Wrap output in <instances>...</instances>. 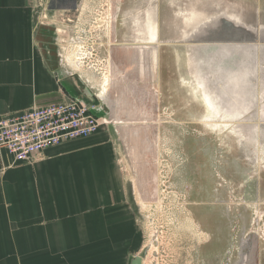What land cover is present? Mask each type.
<instances>
[{"label":"rangeland","instance_id":"374dc122","mask_svg":"<svg viewBox=\"0 0 264 264\" xmlns=\"http://www.w3.org/2000/svg\"><path fill=\"white\" fill-rule=\"evenodd\" d=\"M73 2L78 10L64 5ZM47 6V39L65 52V75L78 71L86 81L88 70L98 95L108 88L102 100L108 114H97L116 131L132 221L130 239L114 247L116 258L252 264L257 239L256 264H264V36L256 46L185 42L216 16L215 32L206 38L231 35L237 28L224 14L247 28H264V0H50ZM154 9L159 45L140 39ZM137 41L154 54L151 73L148 64L134 69L123 58V44ZM69 79L54 100L78 95ZM204 83L217 103L212 111L203 103ZM117 97L122 107L107 108ZM124 112L122 124L113 114ZM92 255L101 262L98 249Z\"/></svg>","mask_w":264,"mask_h":264},{"label":"crops","instance_id":"0c3cea01","mask_svg":"<svg viewBox=\"0 0 264 264\" xmlns=\"http://www.w3.org/2000/svg\"><path fill=\"white\" fill-rule=\"evenodd\" d=\"M38 1L0 0V115L57 102L67 75L88 85L96 99L94 74L83 71L86 81L70 71L65 75V52L47 39L49 10ZM122 47L134 69L156 65L152 51L138 41ZM102 100L98 113L105 116ZM121 107L117 99L107 108ZM123 114L113 116L121 120ZM102 118L97 134L47 148L32 162L16 164L0 151V264H129L139 255H128L125 263L116 258V243L132 236L130 193L116 131ZM95 249L101 262L93 259Z\"/></svg>","mask_w":264,"mask_h":264},{"label":"built area","instance_id":"2783aa9c","mask_svg":"<svg viewBox=\"0 0 264 264\" xmlns=\"http://www.w3.org/2000/svg\"><path fill=\"white\" fill-rule=\"evenodd\" d=\"M84 43L83 39L79 48ZM71 73L79 75L78 71ZM96 99H101L98 93ZM98 106L75 96L0 115V150L7 151L14 163L22 164L34 161L47 148L95 135L103 119L97 114Z\"/></svg>","mask_w":264,"mask_h":264},{"label":"bare ground","instance_id":"6f19581e","mask_svg":"<svg viewBox=\"0 0 264 264\" xmlns=\"http://www.w3.org/2000/svg\"><path fill=\"white\" fill-rule=\"evenodd\" d=\"M82 6V5H81ZM152 6V5H151ZM229 16V15H228ZM219 16H216V17H213V18H211L210 20H208V21H206V22H204V23H201V24H199L198 26H200V31H199V33L197 34V36H196V38L197 39H199L198 41H201V40H203V41H206V36H208V35H210V34H213V32H215V26H216V21H217V19L216 18H218ZM222 18H225V19H229V18H231V16H229V18H226V15L224 14L223 16H222ZM149 20V22L147 23V21ZM159 13L157 12V9H154V10H150L149 12H147V17H146V23H145V25H144V30H143V32L141 33V37H140V39H141V41H143V42H145V43H156V44H154V45H159L160 43H161V40H160V42H159V37H158V34H159ZM146 24H147V26H146ZM224 24V23H223ZM237 24H239V25H242L241 23H237ZM217 25H218V23H217ZM198 26H196V27H198ZM228 26V25H227ZM222 27H223V25H222ZM222 27H221V25L220 26H217L216 27V31L218 32L220 29H222ZM247 28V27H246ZM195 29V28H194ZM193 29V30H194ZM248 29H250V30H253V31H258V33L260 34V41H259V44H263V42H262V39H263V36H264V28H261L260 27V29H254V28H251V27H249ZM224 30V29H223ZM230 31V30H229ZM220 32V31H219ZM192 34V35H191ZM191 34H189V35H187V37L185 38V40H187L188 38H190V39H193L194 37H195V35H193V32L191 33ZM196 34V33H195ZM215 34V33H214ZM219 34H221V33H219ZM184 40V41H185ZM80 41H82V40H80ZM158 42V43H157ZM185 42H187V41H185ZM195 42V41H194ZM79 44V43H78ZM81 44V43H80ZM152 44H150V45H152ZM205 45V44H207V43H201V45ZM208 44H210V45H220L219 43H208ZM222 44H224V43H222ZM240 45V44H239ZM244 45V44H243ZM246 45V44H245ZM250 45H252L253 46V44H250ZM213 46V47H214ZM255 46H256V44H255ZM211 47V46H210ZM238 47V46H237ZM245 47V46H244ZM253 49V48H252ZM254 49H256V48H254ZM237 51H238V49H237ZM224 52V51H223ZM227 52V51H226ZM223 55V54H222ZM229 55V54H228ZM220 57V56H219ZM223 58V57H222ZM222 66V65H221ZM219 69V68H218ZM224 70V69H223ZM221 72H222V70H221ZM76 75V74H75ZM224 75H226V74H224ZM213 76V75H212ZM219 76V75H218ZM78 78V77H77ZM82 78V77H81ZM84 80V79H83ZM217 80H220V79H217ZM203 81H205V80H203ZM208 82V81H207ZM217 82H219V81H217ZM115 83V82H114ZM199 85V84H198ZM215 85V84H214ZM217 85V84H216ZM215 85V86H216ZM200 86V85H199ZM204 89L202 90L203 91V93H202V95H203V103L205 104V106L209 109V110H213L214 108H216V104H215V98L213 99L212 98V96L210 95V93L206 90V87H205V83H204V87H203ZM229 88V87H228ZM217 89H220V88H217ZM214 92V91H213ZM218 92V91H217ZM216 92V93H217ZM212 93V92H211ZM219 93V92H218ZM223 93V92H222ZM108 93H107V89H103L102 91H101V93H100V95H98L100 98H102V99H104V98H106V95H107ZM123 95V94H122ZM201 95V96H202ZM214 95V94H213ZM216 95H218V94H216ZM221 95V94H220ZM229 95V94H228ZM120 96V95H119ZM225 96V95H224ZM123 96H121V99H123L122 98ZM118 98H120V97H117V99ZM223 98V97H222ZM119 100V99H118ZM216 100H217V98H216ZM221 100V99H220ZM122 101V100H121ZM224 101V100H223ZM227 101V100H226ZM119 102H120V100H119ZM225 102V101H224ZM122 103V102H121ZM222 107V106H221ZM217 108H218V106H217ZM220 108V107H219ZM216 110V109H215ZM221 110V109H220ZM222 110H223V108H222ZM223 111H225V109L223 110ZM257 133V132H256ZM258 136V135H257Z\"/></svg>","mask_w":264,"mask_h":264},{"label":"water","instance_id":"95a60500","mask_svg":"<svg viewBox=\"0 0 264 264\" xmlns=\"http://www.w3.org/2000/svg\"><path fill=\"white\" fill-rule=\"evenodd\" d=\"M225 19V18H224ZM225 22H229L231 23L235 28H237V30H230L231 31V35L229 36H221V38H214V37H207L206 41H198L199 39L196 38V36L193 39H188L190 42H201V43H224V44H257L260 41V34L258 33V31H253L250 30L248 28H246L245 26L233 23L232 21H228L227 19H225ZM223 33V32H221ZM224 34V33H223ZM226 34V33H225ZM187 40V42H188ZM73 80H76V83L78 82L77 79L75 77H72ZM79 81H81L83 84L84 82L81 80V78L78 79ZM83 91L86 95V97L88 98V101L90 102H94L95 105L100 104V101L98 99H95V94L94 92H92V90L90 89V87L86 84H84L83 86ZM129 264H143V256L141 255H134L130 257L129 260Z\"/></svg>","mask_w":264,"mask_h":264},{"label":"flooded vegetation","instance_id":"af4514ba","mask_svg":"<svg viewBox=\"0 0 264 264\" xmlns=\"http://www.w3.org/2000/svg\"><path fill=\"white\" fill-rule=\"evenodd\" d=\"M67 1V0H66ZM65 6H67V7H69L68 5H71L70 7H74V6H76V7H78L76 4H75V2H73V4H64ZM70 80V83H71V85H72V87L74 88V89H76V91H77V93H78V95L76 96V97H79V98H82V99H84V100H86V101H88V98L86 97V95H85V93H84V91H83V87L82 86H80V84L79 83H75L74 81H72V79H69ZM250 251H252V253L254 254V255H252V259H251V262H252V264H256L257 262V256H258V253L260 252V242H259V240H255L254 241V243H253V246H252V248H251V250ZM141 256H143V255H141ZM253 259L255 260V263H253ZM143 260H144V256H143ZM144 262V261H143Z\"/></svg>","mask_w":264,"mask_h":264}]
</instances>
